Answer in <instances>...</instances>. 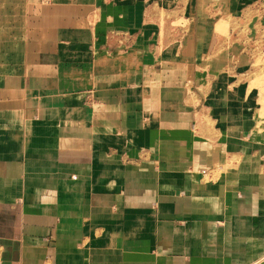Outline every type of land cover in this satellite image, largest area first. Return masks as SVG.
<instances>
[{
    "label": "crops",
    "instance_id": "obj_1",
    "mask_svg": "<svg viewBox=\"0 0 264 264\" xmlns=\"http://www.w3.org/2000/svg\"><path fill=\"white\" fill-rule=\"evenodd\" d=\"M262 31L264 0H0V264H264Z\"/></svg>",
    "mask_w": 264,
    "mask_h": 264
},
{
    "label": "rangeland",
    "instance_id": "obj_2",
    "mask_svg": "<svg viewBox=\"0 0 264 264\" xmlns=\"http://www.w3.org/2000/svg\"><path fill=\"white\" fill-rule=\"evenodd\" d=\"M244 35V32L241 33V36ZM254 37L255 36L252 34V37H245L244 39L247 41V49L251 54L254 63L252 65V71H250V75H254V78L258 79L260 78V73L264 72V31L259 32L256 38ZM254 69L255 71L253 72ZM256 79L254 80L256 81Z\"/></svg>",
    "mask_w": 264,
    "mask_h": 264
}]
</instances>
